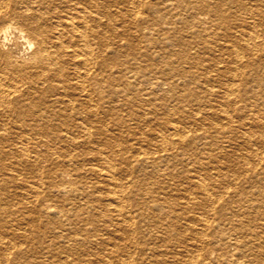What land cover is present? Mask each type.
Instances as JSON below:
<instances>
[{"label":"bare ground","instance_id":"obj_1","mask_svg":"<svg viewBox=\"0 0 264 264\" xmlns=\"http://www.w3.org/2000/svg\"><path fill=\"white\" fill-rule=\"evenodd\" d=\"M7 1L0 0V264H62L55 246L60 238L71 240L60 245L62 250H74L79 244L90 250L92 242L97 254L90 260L88 252L87 264H264V221L251 223L263 210L254 205L259 198L251 188H246L245 198L235 199L239 210L231 214L237 216V223L230 229L223 226V208H228L226 195L231 198L237 193L224 189L223 195L215 188L225 182L223 172L211 170L180 182L168 178L171 159L181 163L194 158L201 168V153L214 156L213 148L205 145L216 136L206 141V127L224 134L231 125L213 120L214 109L188 110L202 128L195 136L193 128L185 125L188 115L166 111L158 120L150 106L146 113L152 114V120L133 108L127 113L131 117H122V110L110 106L129 94L135 98L142 89L190 92L189 57L194 56L192 40L184 38V32L198 37L211 55L210 61L199 62L216 71L219 79L204 81L222 87L224 101L232 103L237 90L238 97L264 102V62L259 61L264 58V14L251 21L238 17L236 5L246 8L239 0H21L20 8ZM247 12L256 13L250 7ZM103 16L105 23L100 22ZM117 16L124 25L120 37L108 35L115 30L112 20ZM172 41L180 48L174 49ZM11 43L23 45L29 69L9 67ZM158 51L168 53L164 58ZM90 82L108 88L113 101L102 112L114 126L96 125L103 133L98 142L91 138L90 117L96 110L90 109ZM194 85L201 86L198 81ZM48 90L53 94L50 100L45 97ZM224 113L231 117L230 112ZM133 118L136 123L146 122L143 130L131 129L128 120ZM125 132L136 139L130 146L136 156L155 157L152 170L161 166L156 154L167 153L165 166L156 169L157 180L147 179L149 170L140 159L134 157L130 164L122 153L124 146L114 148L118 144L114 133L123 137ZM235 134L246 142L244 150L249 153L254 154L250 139L264 146L260 120L241 122ZM90 160L97 165L90 167ZM124 170L129 177L122 180L117 173ZM90 171L106 179L98 184L102 194L90 192ZM139 171L143 177L137 176ZM76 172H82L77 177L81 185L72 180ZM183 181L188 185H179ZM76 197L89 207L88 227L80 226L83 218L76 215L80 206L73 200ZM90 197L105 205L106 211L90 216ZM62 199H70L69 205L59 204L57 212L50 213ZM70 211L74 217L68 215ZM36 219L42 221L31 222ZM90 219L101 220L102 226L91 232ZM12 220L30 224L25 227ZM66 226L71 230L64 233ZM101 229L104 235L98 236ZM194 243L198 245L190 250ZM230 246L235 251H222Z\"/></svg>","mask_w":264,"mask_h":264},{"label":"rangeland","instance_id":"obj_2","mask_svg":"<svg viewBox=\"0 0 264 264\" xmlns=\"http://www.w3.org/2000/svg\"><path fill=\"white\" fill-rule=\"evenodd\" d=\"M20 1L21 0H8L7 3H10L12 5L14 4L18 8H20L23 5L22 4L23 2H20ZM239 1H241L244 4V7H246V8L243 9L242 6H240L239 4L236 5L235 13H238V14H236L238 17H241V18H244V19L251 21V20H254V17H258V16L261 17V13L264 14V0H239ZM248 7H250L251 10H254L256 13L254 14V12H253L252 14L251 13L249 14L247 12ZM262 16L264 17V15H262ZM105 21H106V17L103 16L101 18L100 22L105 23ZM112 21H113L112 23L114 24L115 30L112 32L111 31L108 32L109 33L108 35H110V36L116 35L117 36L119 34L118 37H120V31L122 30V28L124 26L123 22H121V20L118 19V16L116 18H113ZM35 24L36 23L33 21L34 26H35ZM261 24H262L261 26L264 27V18L262 19ZM261 26L259 28H261ZM184 33L187 35L184 38H187V39L189 38L192 40V42L190 43L192 46L190 53L194 57H191L190 53H189V56H190L189 60H191L192 66L190 67L191 71L189 73V75H191V76L188 75L189 77H191L188 85L193 86V88L192 89L190 88L188 90H190V92L194 91V93H192V92L190 93V92L182 90V89H177L175 92H168V93H166L162 89H160L157 92L151 91L149 89H142V90H140V92L137 93V96L135 98L133 96H130V94H129L127 99L126 98L123 99L120 97L121 99H119L120 100L119 104L110 105L113 101L111 100V95L109 94L108 88H102L101 86L94 85L90 82V85H91L90 86V109L96 110L95 111L96 114L91 115V117H90L91 138L93 140H95L96 142H98L99 138L103 136V133L98 132V130H96V127H97L96 125L99 126V124L101 125L103 123L105 126H107V125L110 127L114 126V124H112L109 121V118L107 116H104V114L102 112L109 105L112 106L113 111L118 110V109L122 110V111L119 110L122 117H131L127 113L130 110V108H133L134 110L137 109V111H139V113L142 116H144L145 118L146 117L149 118V120H152V114L146 113V112H149L150 106L154 107L153 109L157 113L158 120H160L161 118H163L165 116L166 111H171V112L176 111L177 114H179L181 117H185V115H188V112H187L188 110H192V111H195L197 113L200 111L205 112V111H209L210 109H214L217 116H214L213 120L218 121L220 124L227 123V124L231 125V130L225 132L224 134L216 132V129L213 127H209V126L206 127L207 129H206V131H204L205 134H208L207 137L205 138L206 141L210 142L209 139L210 140L212 139L211 137L209 138V136H211V135L216 136L215 140H213L212 143H210V144L208 143L207 145H205V146L213 148L212 151H214V154H212V155H214V156H211L210 154H208V152L201 153L199 156L204 161V164L201 168L198 165V163L195 162L196 160L194 158H191V160L187 161V162L182 160L181 163L179 162V160L171 159L170 161H168L169 168L167 169V171L170 172L169 174H171L170 176L168 175L169 176L168 178L171 177L170 178L171 181L179 179L178 181L180 182L182 180H186L188 178L186 176L191 177L190 175H196V174L205 175L206 173L211 172V170L212 171H220L221 173L223 172L224 175L226 176L225 182L221 183L220 186L217 185L215 188L219 192L223 193V195H226V193H227L226 191H224V189L225 190L229 189V191H231L233 188L234 190H236V193H237L235 195V197L233 196L231 198L229 195H226V198H227L226 201H227L228 208H223V210H225V212H226L224 215V218H223L224 228H230L231 229L237 223V216L234 215L233 213L231 214V212L239 210L238 205L234 201L236 198L237 199L238 198H245L247 196V194H249V192L247 191L249 188H251L252 191H254L253 195H255L257 198H259L258 201L254 202L255 203L254 205L255 206L257 205L256 207H259L260 209L263 210L262 215L260 214L261 216L259 215V217H257V219H253L251 221V223H254V222L262 223V221H264L263 220L264 219V205H263L264 204V194H263L264 193V186H263L264 185V146H263V144H260L259 142H256V141L250 139L248 141V145H250L252 147V149H254V150H252L254 154L245 151L244 147H245L246 142L243 141L241 139V137L236 136L235 131L237 130L238 125L241 122L246 123V124H248V122L253 121V120H260L261 122H264V108H263L264 102L260 101L259 99L254 100V98L247 100V99H243L242 97H238L237 90H236V95L231 96L233 99L232 103H227V101H224L223 93H222L223 88L218 87L217 83L213 86H210L209 81H204L205 79H207L206 77H212L213 79L218 78V76H217L218 74H216V71L206 69L204 67V65L200 64V62H199V60L201 58L205 59L204 62L210 61L208 59V57H210L211 55L207 51H205L203 47H201V44L197 41L198 37H194V35L191 34L190 32H184ZM131 40L136 41V38L132 37ZM172 42L175 43L174 41H172ZM175 44L176 45L172 46L174 49L180 48V45L178 43H175ZM22 50H23V45H20L19 43L17 45H15L14 43L10 44L9 52H8L9 67H12V68L20 67V68L29 69V65L26 63V58H24V54H22ZM167 53L168 52H159L158 51L157 54L158 55H160V54L161 55H164V54L167 55ZM1 55H3V54H1ZM165 55L163 56L164 58H165ZM171 56L173 57L175 55L171 54ZM206 59H208V60H206ZM259 61L264 62V58L259 59ZM245 70H243L241 72H244ZM238 77L239 76H235L234 81H238ZM76 80L77 79H74V81H76ZM223 80H226V79L223 77ZM197 81L199 82V84H201V86L195 87L194 84ZM43 86L45 87L44 89H48V88H46L45 84H43ZM50 93H52V91L48 90V94L45 96L46 99H48V100H50L53 97V94H50ZM122 100H125V101L121 102ZM94 101L96 102V104ZM126 102H127V104H126ZM220 103H222V104H220ZM239 103L242 105H240ZM251 103H253V104H251ZM95 106L97 107V109ZM113 106H115V107H113ZM245 106H247V107H245ZM210 111H212V110H210ZM220 111L222 113H219ZM224 112H228V114L231 113V117L224 116L226 114ZM233 115H234V117H233ZM254 117L255 118L257 117V118L255 119ZM142 121L139 123H136L137 121L134 118L131 120L130 119L128 120L129 125L131 126V129L135 128L134 130H136V131L137 130H143L142 128H144V127H142V126H145L146 122L143 123ZM197 124L199 125L198 120L193 121V117L191 115L187 116L185 125L188 128H191V129L193 128L192 130H193V132H194L193 134L195 136H199L202 133V128H200ZM232 126H233V128H232ZM126 133L127 132H125L122 135L123 137H121V135H119L117 133H114V135L117 136L115 141L118 143L117 146L114 145V148L115 149L118 148V145H119V148L124 146L122 153H123V155H125L128 158V161L130 162V164L133 163L134 157L140 159L147 166V170H149L150 177H148L147 179L150 181L157 180L159 177L157 174L159 170H156V169L163 167L162 165H164L166 162L167 153H165L163 151H159L156 154V157L158 156V159H160L159 164L161 166H158V168L153 167V170H152L150 165H151L152 160L155 157L153 156L154 158H152V155H149V154L148 155L147 154H144V155L141 154V155L136 156L135 155L136 153H135L134 148H133V146L135 145L134 141H136V139L132 138V136L125 135ZM130 135H132V134H130ZM118 136H119V138H118ZM228 136H230V137H228ZM139 139H140V142L143 143V145H144L145 144L144 138L142 136L141 137L139 136ZM198 139H199V137L195 138L196 141H199ZM93 140H92V142H93ZM132 144H133V146L130 147ZM153 145L157 146L155 144H152V145H150V147H154ZM90 147H92V146H90ZM236 150L240 151V154L235 153ZM223 151H225V152H223ZM235 154H236V156H235ZM257 154H258V156H257ZM231 156H232V158H231ZM95 165H97L96 161L90 160V167H93ZM85 166L83 165L82 167H85ZM80 173H82V172L73 173V178H72V180H76V184H78V185H81L80 184L81 182L79 181L80 179L77 178V177H80ZM249 175L251 178L250 177L246 178ZM255 175H257V176H255ZM117 176H119L122 180H125L127 178V176L129 177L128 172H126V171L124 173H122V172L117 173ZM137 176L143 177L142 172L139 171ZM230 180H231V182H229ZM259 180H260V182H259ZM100 183H106V179H104V177H102V175H100V176L95 175L92 173V171H90V192H91V190H93L94 194H98V193L102 194L103 191L101 192V190H103V189H101V186H98V184H100ZM182 183L179 185H181V186L182 185H188V183L185 181H183ZM242 183H244V184H242ZM227 184L228 185L230 184V185L228 186ZM241 185H244V187H241ZM239 187H241L242 189ZM99 188L101 189L100 191H98ZM246 188H248V189H246ZM237 189H239V190H237ZM73 200H74L75 204L80 205L77 207L76 215H78L80 218H83V220H80V222H82V224H80L81 228L84 226L88 227L87 224L85 223L86 222L85 218H86L87 212L89 210V207H87V206L85 207L84 204L82 205V200L80 201L79 197H76ZM69 201H70V199H62L59 203H57L54 207H52L49 210V212L52 214L54 212H57L56 210H58V207L60 208V206L66 208L69 205ZM104 201L108 202L107 199H105ZM59 204H60V206H59ZM231 205H233V206H232V210L230 211ZM101 209L102 210L104 209V210L102 211ZM105 211H106L105 205L101 204V202L94 201L92 199V197H90V216L93 213L97 215V213H101V212H105ZM68 215L70 217L75 216V214H73L72 211L68 212ZM206 215H208V214H206ZM39 220L42 221V219H36V220L31 221V222L38 223ZM12 221H14L16 223L20 222V224L22 226H25V227H29V224H30L25 220H22V221L21 220L20 221L12 220ZM100 223H101V220L95 221V220L90 219V231L92 232V230L94 229L95 226H97V227L102 226V224H100ZM57 225H58V223H57ZM77 229H80V227L77 226ZM63 230L62 231L64 233H66L67 231L71 230V227L66 226L63 228ZM79 231L80 230H78V232ZM104 231H105V229L98 230V232H99L98 236H101V233H102V235H104ZM74 236H77V235H74ZM45 238L49 241L50 235H47V237H45ZM68 242H69V244H71L70 243L71 240L70 241H67L66 239L61 240V238H60V241L57 240L55 243L56 250L58 253V257L62 260L61 261L62 264H65V263L66 264H73V262H76L77 260H79L81 262V264H87L88 263V260H87L88 255H86V254L88 252H90V260L92 259V256L94 253L97 254V249L92 242H90V250L85 249V248H87V246L81 245V244L77 245V247H74V250H68V249L62 250L60 245H67ZM161 242H163V240ZM161 242H157L156 244L161 243ZM197 245L198 244L194 243L193 246L192 245L190 247L188 246V248L190 250H192ZM208 246H209V244H208ZM160 247L165 248L164 246L163 247L160 246ZM160 247H159V250H163V249H160ZM204 248L207 249L208 247L206 246V247H203V249ZM227 249H228V252H226ZM222 251H225L224 253L229 254V252L232 253L233 251H235V249L232 248V246H230L227 248L224 247L222 249ZM215 254H216V251H214V253L210 257L212 259H215V257H214ZM47 259H49V258H47ZM47 259H46V261H47ZM68 259H72V260H68Z\"/></svg>","mask_w":264,"mask_h":264}]
</instances>
